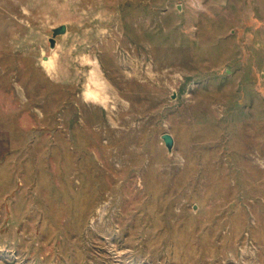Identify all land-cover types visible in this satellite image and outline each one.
Returning a JSON list of instances; mask_svg holds the SVG:
<instances>
[{
	"label": "rangeland",
	"instance_id": "rangeland-1",
	"mask_svg": "<svg viewBox=\"0 0 264 264\" xmlns=\"http://www.w3.org/2000/svg\"><path fill=\"white\" fill-rule=\"evenodd\" d=\"M0 264H264V0H0Z\"/></svg>",
	"mask_w": 264,
	"mask_h": 264
},
{
	"label": "water",
	"instance_id": "water-1",
	"mask_svg": "<svg viewBox=\"0 0 264 264\" xmlns=\"http://www.w3.org/2000/svg\"><path fill=\"white\" fill-rule=\"evenodd\" d=\"M67 26L66 24H60L59 26L54 27L53 30V35L54 37L50 38L51 45L53 46L55 44V36L58 34H62L66 31ZM162 138L165 142V145L167 146L168 150L171 151L174 145V137L170 133H163Z\"/></svg>",
	"mask_w": 264,
	"mask_h": 264
}]
</instances>
